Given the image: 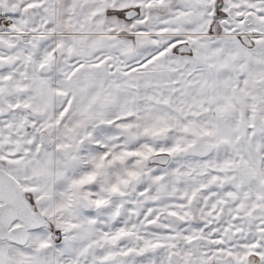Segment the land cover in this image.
Instances as JSON below:
<instances>
[{
  "label": "snow or ice",
  "instance_id": "1",
  "mask_svg": "<svg viewBox=\"0 0 264 264\" xmlns=\"http://www.w3.org/2000/svg\"><path fill=\"white\" fill-rule=\"evenodd\" d=\"M0 264H264V0H0Z\"/></svg>",
  "mask_w": 264,
  "mask_h": 264
}]
</instances>
